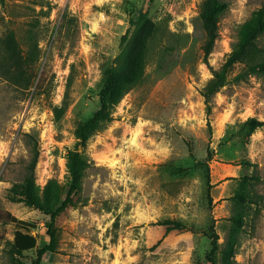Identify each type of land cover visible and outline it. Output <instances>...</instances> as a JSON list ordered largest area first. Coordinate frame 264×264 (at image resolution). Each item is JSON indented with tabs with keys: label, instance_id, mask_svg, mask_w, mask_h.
I'll return each instance as SVG.
<instances>
[{
	"label": "rangeland",
	"instance_id": "374dc122",
	"mask_svg": "<svg viewBox=\"0 0 264 264\" xmlns=\"http://www.w3.org/2000/svg\"><path fill=\"white\" fill-rule=\"evenodd\" d=\"M205 1L0 0V39L14 33L27 49L33 32L41 49L31 89L0 77V264H31L49 242L50 217L20 202L35 147L38 195L49 188L52 203L70 188L68 154L77 149L90 163L56 221V252L41 264H209L214 235L217 264H264V128L241 129L249 118L264 122V76L235 82L236 65L209 117L200 94L264 0H220L228 8L208 63ZM134 10L153 24L143 78L83 150L75 129L99 108L103 73L123 51ZM166 222L179 229L167 232ZM29 225L37 248L11 254Z\"/></svg>",
	"mask_w": 264,
	"mask_h": 264
},
{
	"label": "trees",
	"instance_id": "16d2710c",
	"mask_svg": "<svg viewBox=\"0 0 264 264\" xmlns=\"http://www.w3.org/2000/svg\"><path fill=\"white\" fill-rule=\"evenodd\" d=\"M227 8V4L220 0H206L202 5L200 20L206 38L202 48L204 63H208L209 56L214 50L218 39V24ZM152 30L153 24L147 14L136 10L130 13L129 29L121 38V43L124 45L123 51L103 73V86L99 93V108L91 118L79 124L75 129L74 135L77 139L78 148L81 147L85 150L90 138L100 132L106 124L113 121L115 107L126 94L141 82L146 43L148 37L153 34ZM131 33L138 38V41H141L139 44H136L137 40H132L134 37L130 39ZM263 36L264 7L253 12L251 17L239 27L237 40L232 45L231 53L224 64L212 72V79L201 90L200 94L204 99L208 117L212 114L213 97L230 82L229 74L236 65H242L243 69L235 76V82L245 81L251 76H264V49L259 45ZM29 40L31 42L28 48L23 49L14 33L0 39V77L24 90L32 88L41 58L39 38L36 35L33 37L32 32ZM66 106L67 102H64L61 109L55 108L56 117L60 111L65 110ZM262 128H264V122L255 118H249L241 125V129L246 130L250 135ZM38 160L39 148L35 147L27 176L19 192L20 202L50 217L47 226L49 242L37 251V257L31 264H41L46 255L56 252L58 245L56 221L64 211L74 206L75 197L81 193L86 171L90 167L84 153L76 149L68 154L67 167L70 174V188L66 199L59 204L58 201L52 203L51 200L57 198L55 194L49 192V188L46 190L49 195L46 193L44 198L38 195L35 174ZM253 180L259 181V178ZM238 199V201L244 202L240 194ZM165 225L168 227L167 232L179 229L178 226H171L169 222H166ZM33 230H35V226L29 225L16 231L11 245V254L20 256L37 248V240L32 235ZM218 249V238L214 235L211 238V250L206 256L209 264H217Z\"/></svg>",
	"mask_w": 264,
	"mask_h": 264
}]
</instances>
